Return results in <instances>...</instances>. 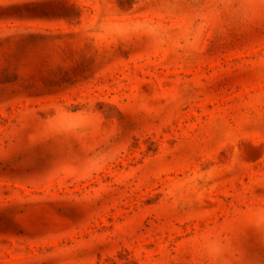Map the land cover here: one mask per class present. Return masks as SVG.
I'll list each match as a JSON object with an SVG mask.
<instances>
[{"label": "rangeland", "instance_id": "374dc122", "mask_svg": "<svg viewBox=\"0 0 264 264\" xmlns=\"http://www.w3.org/2000/svg\"><path fill=\"white\" fill-rule=\"evenodd\" d=\"M0 264H264V0H0Z\"/></svg>", "mask_w": 264, "mask_h": 264}]
</instances>
